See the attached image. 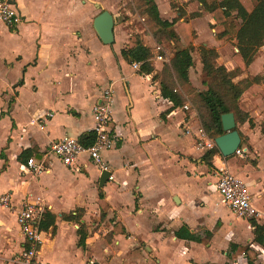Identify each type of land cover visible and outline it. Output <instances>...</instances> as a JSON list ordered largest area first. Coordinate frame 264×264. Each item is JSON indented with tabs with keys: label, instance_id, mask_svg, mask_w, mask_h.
Wrapping results in <instances>:
<instances>
[{
	"label": "crops",
	"instance_id": "crops-1",
	"mask_svg": "<svg viewBox=\"0 0 264 264\" xmlns=\"http://www.w3.org/2000/svg\"><path fill=\"white\" fill-rule=\"evenodd\" d=\"M10 1L21 12L23 23L17 28L0 24V196L12 195L8 209L0 206V264H15L13 259L27 247L18 213L25 202L36 197H41L46 211L56 216V231L44 230V243L52 244L62 237L60 224L71 226L74 243L87 256L86 263L105 264L108 249L105 252L102 242H95L88 224L93 214L101 220V191L110 207L101 222H110V232L116 225L125 230L124 234L115 236V244L124 254L126 250L141 252L134 264H264V248L255 242L250 220L237 218L221 202L216 188L219 159L215 156L214 166L210 168L203 160L206 152L197 148V133L202 126L199 112L182 109L196 93L187 97L183 87L179 88L186 100L181 107H175L162 96L157 74L166 63L155 59L160 44L152 37L143 39L145 46L153 51L154 73L136 70L122 56L131 36L140 33L123 28L131 23L116 21L122 0ZM155 2L163 20H177V30L185 31L187 27L198 32L206 24H215L196 0ZM103 11L110 12L115 19L113 45H105L94 29V20ZM197 13L201 15L192 17ZM216 40L210 47L193 43L199 55L200 75L203 73L201 47L216 49L220 54L218 64L227 71L238 68L236 60L225 62L220 49L223 43ZM105 47H111L113 55ZM27 49L25 55H31L29 59L23 55ZM194 66L190 70V84L198 93L207 91L203 81L198 87L192 77ZM249 76H264V47L236 82ZM110 85L115 95L110 124L115 144L102 153L103 163L112 177L102 187L104 171L87 155L68 166L51 154V148L65 137L82 144L87 142L83 139L93 133V107L101 98L102 88ZM42 91L48 93L46 98ZM259 92L264 93V86L253 85L241 100V108L254 123L251 126L247 122L239 130L249 154L244 160L234 155L226 158V162L229 170L246 182L254 206L264 215V168L261 169L264 95ZM187 126L192 129L190 135L185 132ZM30 159L43 165L46 171L35 174L27 165ZM208 180H212L209 182L212 208L204 196L189 201L190 213L184 214V208H180L186 201L182 199L184 190L170 185L182 182L185 192H191L194 183L201 185ZM77 210L83 211L81 222L88 226L86 250L78 245L80 225L63 219L71 213L76 215ZM208 216L216 218L217 230L203 229ZM260 219L256 221L264 224ZM221 223L224 225L220 227ZM182 228L199 242L178 238L176 233ZM235 235L238 239L233 241ZM43 245L41 261L73 264L65 255L63 244L58 255L48 254V248ZM227 246L230 251L225 249ZM234 247H248L252 254L249 256ZM94 248L101 249V258L94 255ZM194 251L200 254L199 258L193 256ZM110 264L122 262L116 259Z\"/></svg>",
	"mask_w": 264,
	"mask_h": 264
},
{
	"label": "trees",
	"instance_id": "trees-1",
	"mask_svg": "<svg viewBox=\"0 0 264 264\" xmlns=\"http://www.w3.org/2000/svg\"><path fill=\"white\" fill-rule=\"evenodd\" d=\"M201 9L210 14L215 20L213 25L216 29L217 40L234 38L238 52L234 58L238 68L234 71H227L218 64L219 52L213 48L201 47L199 49L203 65L204 84L207 91L194 95L192 101L197 107L202 127L212 139L223 136L226 132L223 129L222 116L233 113L238 125L249 122L254 126L250 114L241 108V100L245 92L253 85L264 86V76L240 77L255 61L258 52L264 47V0H196ZM141 13L147 16V23L158 44L169 43L172 45V58L169 64H165L162 71L157 74L161 81V93L165 99L170 100L175 107H181L186 103L179 88L190 85V70L194 66L192 52L194 45L192 41L184 44L183 39L176 28L177 20L172 22L161 18L155 0H141ZM181 11V9H180ZM183 12V11H181ZM197 13L192 17H198ZM122 56L131 65L141 64L140 72L152 74L155 71L152 49L145 46L142 34L131 36L130 42L122 50ZM22 83H19L21 85ZM238 129V128H237ZM239 131V130H238ZM261 131L264 135V119L261 124ZM243 147L246 144L244 136L239 131ZM93 133L84 137V145L91 144ZM218 149L207 151L203 157L204 162L213 168V159L219 155ZM101 220L106 219L110 209L105 201V195L100 192ZM83 211L77 210L76 215L72 213L65 215L63 219L68 222H75L80 225L78 230V245L86 250L88 237V226L81 222ZM254 229L255 242L264 248V224L258 223L255 219L250 220ZM42 229L45 231H56V216L46 211L42 222ZM125 230L116 225L110 232L112 236L124 234ZM178 238H186L191 241L199 240L183 229L176 233ZM249 256L252 254L248 247H234Z\"/></svg>",
	"mask_w": 264,
	"mask_h": 264
},
{
	"label": "built area",
	"instance_id": "built-area-1",
	"mask_svg": "<svg viewBox=\"0 0 264 264\" xmlns=\"http://www.w3.org/2000/svg\"><path fill=\"white\" fill-rule=\"evenodd\" d=\"M23 23V16L16 4H11L10 0H0V24L9 28H17ZM161 45L158 50H161ZM157 61L170 63L163 55L155 57ZM141 64H134V68L139 70ZM115 95L113 85L103 89L101 98L92 110L94 117V141L89 145H84L74 138L65 137L52 145L51 154L57 156L65 165L71 166L83 155L97 163L102 171H107L103 163L102 153L110 150L115 144V137L112 135L110 124L113 120V106ZM184 111H195L193 105L188 102L182 108ZM196 112V111H195ZM53 116V115H49ZM43 130L44 127L42 126ZM186 134H192L191 127L185 128ZM197 148L207 152L218 149L215 139L208 136L202 126L197 133ZM220 153V151H219ZM249 154L248 148L239 147L235 155L240 159H246ZM219 159L217 164V191L221 197V202L237 217L246 220H259L262 213L254 206L252 194L246 182L239 176L233 174L227 165L226 158L220 153L216 156ZM29 168L35 174H42L46 171L43 165H38L34 159L28 161ZM110 179L112 177L110 176ZM12 204V195L0 196V206L8 209ZM46 204L41 197L29 200L24 203L23 208L18 213V224L22 230L27 247L14 259L15 264H49L39 259V254L44 243V230L42 222L46 213Z\"/></svg>",
	"mask_w": 264,
	"mask_h": 264
},
{
	"label": "rangeland",
	"instance_id": "rangeland-1",
	"mask_svg": "<svg viewBox=\"0 0 264 264\" xmlns=\"http://www.w3.org/2000/svg\"><path fill=\"white\" fill-rule=\"evenodd\" d=\"M141 0H122L121 1V5H120V10L117 12V16H116V21L121 24V23H131L128 26L123 27L124 29L128 30V31H139L143 37L145 36H150L154 39V41L156 42L154 35L151 32V29L147 23V16L143 15L141 13ZM99 11V10H97ZM186 27V26H185ZM178 32L180 33L183 42L185 45H187L188 41H192V43H194L195 41L197 42V45H207V46H211L215 43V32L216 29H214V27L212 25H205V28L203 31H200V29L197 31L193 30L191 31L190 28L186 27V30L183 31L182 28L178 29ZM139 33V34H140ZM199 33V35H198ZM129 34H131V32H129ZM218 41V40H216ZM222 41V45H220V49L222 52V56L224 57V60L226 63H228L229 61L233 62L235 60L234 55L237 53V48H236V40L234 38H229V39H224V40H219V42ZM157 43V42H156ZM158 44V43H157ZM119 43L117 44V46H115V48H118ZM160 46V45H158ZM161 50H158L157 47V53L155 55V57H157V55H163L164 60L166 58H168L169 60H171L172 58V45L169 43H163L161 44ZM105 51L110 52L113 55V50L111 49V47H105L104 48ZM28 49L26 51H24V58L25 59H29L31 55H25L27 53ZM28 54V53H27ZM193 56L195 59V66L193 68V73H192V77H194V80L196 82H198V87L201 86V82L204 81V74L201 73L198 70L199 67V55L197 52V49L193 50ZM159 62V61H158ZM165 62V61H162ZM167 64H169L168 62H166ZM206 86V85H205ZM38 87L40 89V91L42 90L43 86L42 83L38 84ZM105 89V87L102 88ZM183 91L186 94L187 97L191 96L192 93H198V91H196L195 88L192 87V85L190 84L187 87H183ZM206 91V90H205ZM204 91V92H205ZM25 92H29V86H27V88L25 89ZM263 92H259V94H261L262 96L264 95ZM41 95L45 96V98L47 97L48 93L45 91L41 92ZM194 96L189 97L188 101L191 102V104L193 105L194 109L197 110V107L195 106V104L193 103L192 99ZM41 100H44L43 97L41 98ZM201 123V122H200ZM202 125V124H201ZM243 125H238V130H240V128H242ZM263 153V157H264V152ZM264 159V158H263ZM177 165V164H176ZM264 168V160L262 161L261 164V169L263 170ZM176 169H178V167L176 166ZM214 172V171H213ZM214 174V173H213ZM173 179H176L173 178ZM204 181V180H203ZM212 180H208L206 182H201V185H197L196 183H194L192 186V190L191 192L189 190H187L185 192V187H183V183H173L170 185V188H173L174 186L176 188H182V190H184L183 192V197L182 199L186 200L184 202V204L180 207V208H184L183 213L184 214H188L190 213L189 211V205L188 202L189 201H194L197 200L200 197H207L208 202L211 203L209 204V207L212 208L213 206V196L209 195V191H210V186H209V182H211ZM216 192V191H214ZM206 193V194H205ZM215 195V194H213ZM37 198V197H36ZM175 201V200H174ZM188 205V206H186ZM207 221V225L206 227H204L203 229H212V230H217L218 226H216V218H210V216H208V219H206ZM261 222L264 221V215L263 218L260 219ZM106 222L100 220L99 215H92L89 217L88 219V224L90 225V230L91 233L93 234V236L95 237V242H102V245L104 246V251L106 249H108L107 253V257L105 258V261H103V263L105 264H110L113 261L116 262V259L119 260L120 262H122V264H134L136 263L137 258H139L140 256V251L138 250H126L125 254L122 251V249L120 247H117L115 244L116 238L115 236H112L110 234L109 231V227H110V222L109 224H105ZM224 225V223L220 224V227ZM219 227V228H220ZM60 228L62 229V234H61V238L57 239L54 243L52 244H48V243H44L43 246H45V248L48 251V254L50 255H58V248H60V245L63 244L64 245V252L65 255L67 256V259L70 260L73 264H87V256L83 253L82 249L77 248L76 244L74 243V232L72 230L71 226H66L64 227L62 224H60ZM237 235H235V238H233V241H236ZM52 239H49V241H51ZM128 245L130 244V241H128ZM95 243V244H96ZM104 243V244H103ZM233 243V242H231ZM127 245V246H128ZM47 246V247H46ZM51 249V250H49ZM226 250L230 251V247L227 246L225 248ZM94 255L97 258H101L100 256V248H94ZM236 254H240L239 252ZM199 253L194 251L193 252V256L197 259V257L199 258ZM134 262V263H133Z\"/></svg>",
	"mask_w": 264,
	"mask_h": 264
},
{
	"label": "water",
	"instance_id": "water-1",
	"mask_svg": "<svg viewBox=\"0 0 264 264\" xmlns=\"http://www.w3.org/2000/svg\"><path fill=\"white\" fill-rule=\"evenodd\" d=\"M10 3L15 4L13 1H10ZM114 27V16L108 11H103L94 20V29L105 45L114 44ZM222 124L226 134L216 138L215 142L222 156L230 158L235 155L237 149L242 145V138L237 129L238 124L233 113L223 115ZM110 176L111 175L108 171L102 173L100 183L102 187L109 181Z\"/></svg>",
	"mask_w": 264,
	"mask_h": 264
}]
</instances>
